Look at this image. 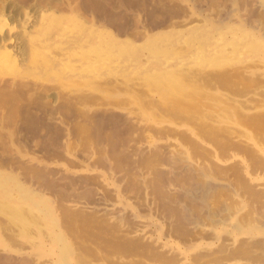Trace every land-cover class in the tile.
Listing matches in <instances>:
<instances>
[{
  "label": "bare ground",
  "instance_id": "bare-ground-1",
  "mask_svg": "<svg viewBox=\"0 0 264 264\" xmlns=\"http://www.w3.org/2000/svg\"><path fill=\"white\" fill-rule=\"evenodd\" d=\"M38 1L2 10L0 264H264V145L145 118L264 65V0ZM131 70L141 117L98 96Z\"/></svg>",
  "mask_w": 264,
  "mask_h": 264
},
{
  "label": "rangeland",
  "instance_id": "rangeland-1",
  "mask_svg": "<svg viewBox=\"0 0 264 264\" xmlns=\"http://www.w3.org/2000/svg\"><path fill=\"white\" fill-rule=\"evenodd\" d=\"M12 1H16V0H0V25H2L4 23L3 21L6 20L2 14V10L5 6L10 5V3H12ZM38 2L45 4L48 1L47 0H39ZM11 10L12 9H10L9 12H11V13L15 12L14 10H12V11ZM13 14H11V15H13ZM0 36H1V33H0ZM0 38H1L0 40H2V37H0ZM3 50H4V48L0 47V52H2ZM250 59L251 58H245L246 64H238V65H233L232 67H230V70H232L234 74L236 72H243L244 74L246 73V75L248 77V78H245L246 80L243 79V77H242V79L234 78V80H232L233 79V77H232L230 80L228 79V81L227 80H224V81H220V80L217 81L216 80L217 83L215 81L210 82V81L206 80L205 83L206 84L208 83L207 85L205 83H203L204 82L203 81L201 83V86H200L202 88L201 89L199 88L200 90H202V93L200 92L202 95H199V98H198V96H193V98L188 100V103L193 108V111L190 107H188V110L186 108L184 109V107H186V106H184L181 103H180L181 104L180 110L183 112L178 111L177 109H179V108L175 109L172 106L170 107V105L166 106L162 102H159L161 100L160 99L161 97L159 96V94H157L156 91L151 92V90L148 89V92H146V94H147L146 99L148 101V102L146 101L148 103L147 108L149 106V108H148L149 112L147 113V115L151 116V117L149 116L151 118V120H149V119L147 120V117H145V118H146V121H148L149 127H151V128L152 127H159L160 129L166 128L167 130L173 129V131H176V133L178 132L179 135L181 134L182 136H185V137L187 135H192V136L195 135L194 137L202 139L208 145H218V143H219V145H230V144L233 145V144H235V143L237 144L238 142H241V141H246L249 145H257L259 142H260V145H262V144L264 145V142H263L264 141V134H263L264 124H262L264 121H260L261 119L260 120L258 119L261 116L263 117V115H264V112H262V111H264L263 110V108H264V65L260 66V64H258V66L257 65H256V67L252 66V68H251L250 65H254V64L249 65L248 61H246V60H250ZM48 61H49V59H48ZM249 66H250V68H249ZM246 67H247V69H246ZM58 68H60L59 64L57 65V69H56L59 71ZM60 70H61V68H60ZM255 70L258 73L256 75L254 73H252V71L255 72ZM137 71H138L139 75H141L142 72L143 73L146 72V69H145V67H142L141 70H137ZM220 72H221V70L216 68L215 70H213L212 75L219 74ZM126 73H127L126 74L127 76L125 74H120V77H119L120 80L117 82L118 86H117L116 91L119 90L120 93L118 91V94L116 93L114 96H111L109 98L108 97L105 98L104 96H101V95H98V96H99V98H102V100L105 101L106 103L116 105L119 107L123 106L124 108L130 107L129 109H131V112H134L136 115H138V117H141L143 115L142 114L143 104L141 106V104H139L138 101H134V100L132 101L129 99V97L131 96V92H134V91L135 92L136 91L143 92V90H144L143 87L141 85H138L139 81H137V80L134 81V78L137 79V77L138 78H140V77L138 75H135V71H132V70L128 71ZM46 75H48V77H50L49 78L50 80H52V78L53 79L55 78L54 81L55 80L56 81H55V83L53 82L55 89H59V88L62 89V84L59 81V80H61L59 78L60 72H49ZM51 76H52V78H51ZM104 76H105L104 77L105 79L103 80V82H105L107 80L108 72H105ZM47 79H46V81H47ZM240 80L241 81L243 80V82H241ZM246 82L248 84H246ZM223 84H224V86H223ZM203 87H205V88L203 89ZM127 93H130V94H127ZM208 95H209V97H208ZM200 96L201 97L203 96L201 99L204 98L205 100L203 99V101H202L200 99ZM143 98H144V96H143ZM152 101L155 102V103L153 102L154 105H152ZM200 101L202 103L201 106L199 105ZM130 102H132V103L129 104ZM160 104H162V105H160ZM150 105L153 108H151ZM198 106H200V108H199L200 110L198 109ZM260 106L263 108L261 109ZM144 107H146V105ZM164 108H166V109H164ZM224 108H226V109L229 108L232 111V112H230V110L227 109L230 112L229 114L227 113V115H230L229 118L226 115L223 116L222 113H224V110H225ZM158 109H160L159 112H158ZM152 110H153V112H152ZM174 110H176V111H174ZM222 110H223V112H222ZM191 111L194 113H190ZM150 112H152V114H149ZM163 112L167 113V114H164ZM258 112L259 113L262 112L260 114L261 116L258 114ZM180 113H182V114H180ZM139 115H141V116H139ZM207 115L209 117H207ZM204 116L207 119L203 118ZM154 118H156V119H154ZM226 119H229V120H226ZM153 120L156 122H154V123L149 122V121L153 122ZM212 120H214V121L209 122ZM258 120L260 122H258ZM262 120H264V117L262 118ZM198 121H200V122H198ZM144 122H145V120H144ZM204 122L206 124H204ZM201 123H203V124H201ZM207 124H209L213 127H211L209 125L206 126ZM260 125H263V126H260ZM197 126H199V127H197ZM206 127H210L212 129H214L216 132H214L212 129L208 130ZM221 127H222V129H221ZM171 133L174 134V132H171ZM209 133L211 134V136ZM212 133H214V134L212 135ZM231 139H232V141H231ZM227 141L230 144H227L228 143ZM214 142H215V144H214ZM231 142L232 143L234 142V143L232 144Z\"/></svg>",
  "mask_w": 264,
  "mask_h": 264
}]
</instances>
